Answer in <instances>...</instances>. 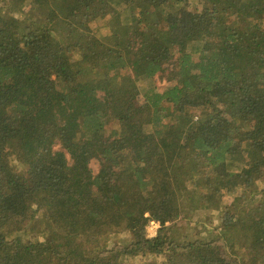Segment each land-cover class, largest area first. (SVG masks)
Here are the masks:
<instances>
[{
	"label": "trees",
	"instance_id": "obj_1",
	"mask_svg": "<svg viewBox=\"0 0 264 264\" xmlns=\"http://www.w3.org/2000/svg\"><path fill=\"white\" fill-rule=\"evenodd\" d=\"M199 1L0 0V264H264V0Z\"/></svg>",
	"mask_w": 264,
	"mask_h": 264
},
{
	"label": "rangeland",
	"instance_id": "obj_2",
	"mask_svg": "<svg viewBox=\"0 0 264 264\" xmlns=\"http://www.w3.org/2000/svg\"><path fill=\"white\" fill-rule=\"evenodd\" d=\"M190 8L193 12H198L201 10V2L199 0H190ZM29 10V7L26 9V11ZM87 27L88 29L90 30V27H92V29H96L97 26L96 25H93L91 24V26L89 24H87ZM100 33L101 34H105L106 31L105 30H100ZM141 86L142 87H147L148 86V83L146 82H143L141 83ZM153 86L156 88L159 89V91H163L167 86H168V83L165 79V75H157L154 80H153ZM141 100V98H140ZM142 101V100H141ZM116 122H113V124H115ZM90 167L91 169L94 170V173L97 174L99 169H100V165H99V162L98 161H94L91 162L90 164ZM227 201H232V198H229L227 199ZM249 203V202H247ZM246 206V205H245ZM206 215H211V219L210 221L212 222V225H210V223H207V226L208 227H217L219 225V222L217 221L216 219V215L215 213H212L210 210L208 211H203L201 213H195V222H199L200 220H203L204 219H207V216ZM202 225V224H200ZM159 229V225L157 223H155L154 225L150 224L148 226V229H147V233H148V237L149 238H152V237H155L156 234H157V231ZM201 232V228H199V230H196L195 232ZM125 237L124 235H114L112 237V240L115 239V240H118V238H123ZM241 257V256H240ZM166 261V258L165 257H160V258H157V259H143V258H140V257H125L124 258V262L125 264H164ZM243 263V262H242Z\"/></svg>",
	"mask_w": 264,
	"mask_h": 264
},
{
	"label": "built area",
	"instance_id": "obj_3",
	"mask_svg": "<svg viewBox=\"0 0 264 264\" xmlns=\"http://www.w3.org/2000/svg\"><path fill=\"white\" fill-rule=\"evenodd\" d=\"M151 224H152V225H154V224H155V222H151Z\"/></svg>",
	"mask_w": 264,
	"mask_h": 264
}]
</instances>
